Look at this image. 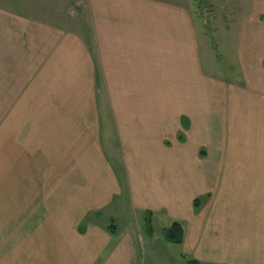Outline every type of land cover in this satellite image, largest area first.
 <instances>
[{
    "label": "crops",
    "instance_id": "obj_1",
    "mask_svg": "<svg viewBox=\"0 0 264 264\" xmlns=\"http://www.w3.org/2000/svg\"><path fill=\"white\" fill-rule=\"evenodd\" d=\"M53 1L0 0V80L23 65L48 89L47 103L18 105L38 140L15 151L42 165L35 176H56L27 205L44 216L55 201L70 217L64 256L142 264L136 239L151 212L158 234L184 224L183 254L202 264H264V75L247 89L202 75L193 14L175 2ZM250 1L256 55L264 0ZM113 215L124 218L114 234L102 220Z\"/></svg>",
    "mask_w": 264,
    "mask_h": 264
},
{
    "label": "rangeland",
    "instance_id": "obj_2",
    "mask_svg": "<svg viewBox=\"0 0 264 264\" xmlns=\"http://www.w3.org/2000/svg\"><path fill=\"white\" fill-rule=\"evenodd\" d=\"M168 1L186 7L193 14L202 75L206 74L229 83L234 82V85L242 89H247L251 80L253 83L259 82V78L264 75V55L261 53L264 51L262 46L257 48L256 55L248 53L249 27L253 26V18H258L257 14L248 15L252 4L250 0ZM49 2L55 5L53 0ZM252 37L255 43H262L264 41L263 26L255 30ZM31 66L32 64L28 65V67ZM22 67L23 65L21 67L18 65L17 73L11 74V78L7 71L3 68L1 70L0 264H51L53 262L72 264V256H64L63 253L66 251V245L68 248L72 247L73 229L68 221L70 217L58 215L55 201L45 204L44 216L40 207L32 208L30 204L27 205L34 200L40 201L45 198L44 192L36 190L37 188H46L57 180L56 176H52L49 182V176L32 174L33 168L40 169L42 165L38 166L39 162L32 161L31 157L26 158L25 152L16 153L15 151L18 140L24 145L29 144V147L33 145V139L38 140L30 136L33 130L31 123L29 126L23 124V127H19L26 116L31 120L33 113L22 111L23 106L18 107V105L25 103L39 105L47 103L48 99V89L40 85L38 77H36L38 81L35 80L33 84V77L41 76L39 71H31V68L24 71ZM101 92L104 93V89H101ZM184 129L181 126L178 128L186 135ZM179 139L178 136V141ZM19 155L23 159H19ZM53 171L55 172V169ZM51 198L55 199V193ZM49 213L50 216H48ZM113 217L115 225L121 226V220L124 218H118L116 215ZM87 220L80 224L79 229L83 225L86 227ZM102 220L107 224L111 223L106 217ZM152 227L151 230L144 224L142 232L139 231L142 233L141 238L136 239L141 263L184 264L182 242L167 240L166 235L158 234L160 223L153 222Z\"/></svg>",
    "mask_w": 264,
    "mask_h": 264
},
{
    "label": "trees",
    "instance_id": "obj_3",
    "mask_svg": "<svg viewBox=\"0 0 264 264\" xmlns=\"http://www.w3.org/2000/svg\"><path fill=\"white\" fill-rule=\"evenodd\" d=\"M208 198V196H203V197H199L197 199L194 200V207H195V210L198 211L203 202ZM153 214L151 212H147L145 213V225L147 227H149L151 229L152 227V217ZM111 223L108 225L107 229L108 231H110L111 233H116V225H115V222L114 220L112 219L110 221ZM85 229L84 226H82L80 228V232H83ZM173 231V233L176 235L175 238H171L170 236V232ZM165 235H166V238L167 240H177V241H181L183 242V238H184V224L182 222H179V221H173L171 222V226L169 227L168 230L165 231ZM183 258H184V264H202L200 261H198L197 259L195 258H192V257H189L185 254H183Z\"/></svg>",
    "mask_w": 264,
    "mask_h": 264
},
{
    "label": "water",
    "instance_id": "obj_4",
    "mask_svg": "<svg viewBox=\"0 0 264 264\" xmlns=\"http://www.w3.org/2000/svg\"><path fill=\"white\" fill-rule=\"evenodd\" d=\"M170 236H171V238H175L176 237V235L173 233V231L170 232Z\"/></svg>",
    "mask_w": 264,
    "mask_h": 264
}]
</instances>
